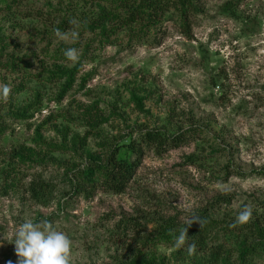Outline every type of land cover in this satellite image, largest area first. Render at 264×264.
<instances>
[{"label": "rangeland", "instance_id": "rangeland-1", "mask_svg": "<svg viewBox=\"0 0 264 264\" xmlns=\"http://www.w3.org/2000/svg\"><path fill=\"white\" fill-rule=\"evenodd\" d=\"M103 1L15 0L11 13L0 2L5 51L24 68L0 67V85L10 88L0 98V264H18L9 241L25 220H47L65 233L72 242L69 264H112L127 255L115 237L124 218H140L143 225L152 219L149 234L156 221H187L218 197L230 202L211 211L217 243L223 242L232 263L264 264V252L242 256L247 249L261 250L253 225L264 228V0H199L203 11L190 17L192 38L172 10L149 36L139 38L142 26L112 33L85 54L84 43L94 34L65 32L59 24L96 11ZM29 12L35 16L27 17ZM73 47L79 60H64ZM76 65L78 81L67 88L53 71ZM133 92L146 110L132 101ZM190 116L204 132L187 145L162 156L144 148L141 157L122 147L132 139L129 126L173 133L190 127ZM118 145L121 159L140 161L126 191L73 196L68 176L77 175L91 155L103 159ZM15 148L23 154L11 160ZM34 178L52 183L47 202L31 200L27 187ZM245 205L253 216L236 226L239 236L227 226ZM181 248L175 241H154L139 264H204Z\"/></svg>", "mask_w": 264, "mask_h": 264}, {"label": "trees", "instance_id": "trees-1", "mask_svg": "<svg viewBox=\"0 0 264 264\" xmlns=\"http://www.w3.org/2000/svg\"><path fill=\"white\" fill-rule=\"evenodd\" d=\"M14 1L15 0H0L1 3L7 2L3 10L11 13V6H13L11 2ZM198 1L199 0H120L121 6L116 5V7H114L113 1L104 0L103 2H98V9L96 11L87 14L84 12V14H82L83 16L72 15L71 17H65L60 22L59 27L65 32L75 29L80 30L81 33L83 31L85 33H93L94 38L84 43L85 45L83 47L85 49L83 50L86 54L90 52V48L94 44H102L104 41H109L112 33L125 32L142 26L140 30L138 28L137 31L139 38L144 36L147 37L152 33L153 29L159 27L166 16L174 10L175 14H178L180 18L184 34H186L188 38H192L190 17L203 11ZM106 2L107 4L105 5L104 3ZM25 15L27 17L35 16L32 12L25 13ZM73 19L77 21L76 25L70 23ZM6 40L5 37L0 35V67L23 70L24 68L21 67L22 64L16 59L14 53H7V51H5L9 46V44L5 45ZM78 46L80 47L81 44ZM80 49L82 50V48ZM65 59L67 60L66 57H64V60ZM79 72L80 66L78 65L73 68L60 67L57 71H53L54 74L65 79L67 88H72L75 85L78 81ZM85 81L86 78H83L82 82ZM131 96L132 101L140 110H146V103L137 92H133ZM187 121L191 125L190 127L181 125L173 133H169L166 129L159 126H129V130H132V132L129 133L132 139L128 144L122 147L127 146L130 151L139 154V157L143 155L144 148L153 150L158 156H162L171 149L180 148L195 141L197 137L202 136V132L204 131L199 130L202 127L196 126L197 122H195L194 117H188ZM22 148V150H24V147ZM22 150L18 148L12 149L9 158L15 160L19 156H22ZM119 153L120 147L118 145L117 147L114 146L103 159L96 158L93 155L88 157L84 168L79 169L77 175L68 176V183L70 188H72V195H85L86 198H91L98 189H103L104 191L114 194L124 193L131 183L140 161L121 159ZM194 157L196 156H189L187 160L193 161ZM229 174L230 173H227V175ZM237 174L241 176L244 173L240 171ZM53 190L54 187L52 183L43 178L32 179L27 187L31 200L38 203L47 202L49 197L53 194ZM226 200L230 202L228 198L218 197L215 202L210 205L208 204L202 211H197L193 217L187 221H181L178 217L158 220L156 221V229L149 234L146 232L148 228L147 225L153 222L152 219H145L148 224L143 225L140 218H124V221L118 224L120 228L119 234L116 233L117 235L115 237L118 239L117 243H119L122 248H125L127 255L122 259L115 257L112 264H139L141 261V254L149 252L154 241L161 239L175 241L176 237L188 227L189 223H191L194 218L198 219L200 223L194 222L188 228L189 237L185 245L182 246L181 251H187V245L189 243H195V253L200 255L204 264H236L231 262L229 250L226 249L223 242L217 243L221 240V237L220 233H215L217 230L216 223L212 220L211 214L216 203ZM260 222H264V217L261 218ZM227 227H231L232 232H238L240 234L239 236L243 234V232L238 229L239 227H233L231 224H228ZM253 227L259 234L256 250H261L250 252V249H247L243 252V257L247 254L250 255V253L254 254V252H264V228L261 227L260 224H255ZM130 231H133L134 238L127 243ZM243 236L245 239L244 242L243 240L242 242L245 247H248L247 243L249 239L245 235ZM242 261L243 264H245L244 259H241V262Z\"/></svg>", "mask_w": 264, "mask_h": 264}, {"label": "clouds", "instance_id": "clouds-1", "mask_svg": "<svg viewBox=\"0 0 264 264\" xmlns=\"http://www.w3.org/2000/svg\"><path fill=\"white\" fill-rule=\"evenodd\" d=\"M71 24L76 25V20H71ZM77 33H73L76 35ZM56 36L63 39L65 33L56 30ZM67 60L76 62L79 60V50L68 48L64 51ZM10 92L8 85H0V98H7ZM253 216L251 206L245 205L235 217L232 226L245 225L250 222ZM199 222L193 219L175 239V246L180 248L185 245L188 236V228L194 223ZM200 223V222H199ZM15 245L18 264H69V256L72 242L70 238L60 230H57L47 220L33 222L25 220L20 223L9 241ZM196 250L195 243L187 245V251L191 255ZM9 264H12L10 261Z\"/></svg>", "mask_w": 264, "mask_h": 264}]
</instances>
